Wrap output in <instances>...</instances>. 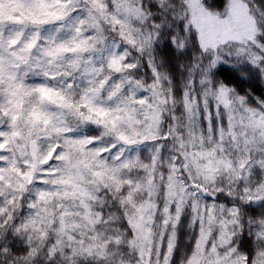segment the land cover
I'll list each match as a JSON object with an SVG mask.
<instances>
[{"label":"snow or ice","instance_id":"obj_1","mask_svg":"<svg viewBox=\"0 0 264 264\" xmlns=\"http://www.w3.org/2000/svg\"><path fill=\"white\" fill-rule=\"evenodd\" d=\"M45 2L47 0H0V8L10 4L26 13L35 11ZM146 2L69 0L68 8L48 18L56 26L46 34L36 33L35 29L28 33L24 29L29 19L33 24H44L47 22L45 19L26 15L16 19L18 13L0 16V186L8 179V173L18 178L22 173L30 179L33 174H39L35 171L37 167L47 168L53 157L60 153H63L60 156L61 172L69 182L77 181L82 175L81 169L91 167L89 162L93 159V154L88 153L85 146L91 148L100 143L103 137L98 139L96 136L85 135L66 139L63 145L51 151L56 140L72 136L70 118L84 126L103 129L106 135L118 141L111 149L122 150L118 153V159L112 157L115 164L109 166L106 161L96 163L111 173L117 186L121 182L119 178L127 173L129 182L124 184L121 191L136 185L132 174L135 170L129 171L121 163H127L125 153L131 160L140 142L159 144L163 138L167 143V137L155 135L159 120L155 111L149 108L155 101L156 93L153 89L157 85L170 83V80L165 79L158 62L157 45L165 38L169 41L167 46L177 50L186 51L190 44H198L197 50L200 53L199 57L192 58L190 64L191 85H186L188 90L180 93L181 115L177 116L173 112L167 117L170 124L172 121L177 122L169 128V132L173 134L178 146L187 147L183 143V134L175 136L174 133H183L187 127L191 130V137L197 122L208 125L215 132L219 120L223 126L221 135L225 128L233 129L232 136L236 135L237 127L257 131L264 129V117L257 121L254 115L241 118L239 125L233 123L231 110L236 102L237 89L214 78L217 66L222 63L238 66L240 61H246L259 72H264V56L255 54L264 50V21L248 15L251 10L245 6L247 0H243V6L254 26L244 33L237 27L239 21L234 13L235 0H179L178 7L169 11L173 14V21H178L180 32L184 34L183 44L179 39L170 38L171 33L166 36L162 32L163 24L149 23L157 18L148 15V11L158 5L152 3L146 9ZM73 4H83L84 7H72ZM160 7L164 6L161 4ZM41 44L44 49L38 52ZM68 52L73 54L75 71L71 75L65 73L60 76L63 84L57 90L51 85L57 77L52 75L53 68L48 61L60 53ZM141 66L149 70L154 82L151 86L137 75ZM67 71L72 70L68 68ZM30 75H38L42 79L29 87ZM75 87L81 89L78 102L70 100L65 92V88L70 90ZM176 95L173 90L174 99ZM25 98L27 103L21 106ZM240 101L245 102L243 98ZM145 108L149 110L145 111ZM244 119L248 120L247 124ZM21 121L23 127L20 126ZM244 134L246 136L247 132ZM106 150L107 147L100 149ZM163 151L164 146L161 145L155 158H162ZM75 152L81 153L80 159L75 158ZM208 155L203 151L193 153L192 165L199 170L200 158ZM19 161L27 163L20 167ZM28 167L32 171H25ZM245 170L247 175H244ZM261 173H264V162L254 163L253 158L242 164L237 188L247 202L240 197L232 199L226 196L231 201L230 206L217 202L213 199L217 196L211 197L207 193L204 194L202 207L200 201L193 202L194 196L185 201L183 196L172 191L173 184L169 183L167 199L159 204L141 205V213L147 210L151 215L146 218L142 215L139 221L131 218L133 229L142 230V227H148L151 223L163 221L162 231L158 233L159 245L152 244L149 256L155 255L164 264H174L182 218L188 211L190 215L186 227L193 233L194 243L188 264H225L226 258L242 250L246 255L240 256L238 264H264V249H254L251 236L235 233L237 223L242 222L240 216L244 209L255 211L253 205L264 206ZM206 179L211 177L206 176ZM154 190V186L149 185L148 192ZM132 198L130 193L129 199ZM153 208L155 212H151ZM254 227L260 228V235L264 236V225L249 222L248 230ZM233 244H237V247L229 255L227 249ZM51 255L55 258L60 252L53 250ZM141 255H144L143 251Z\"/></svg>","mask_w":264,"mask_h":264},{"label":"clouds","instance_id":"obj_2","mask_svg":"<svg viewBox=\"0 0 264 264\" xmlns=\"http://www.w3.org/2000/svg\"><path fill=\"white\" fill-rule=\"evenodd\" d=\"M152 3L158 6L151 8L148 15L158 18L156 21L150 20L149 23L158 22L163 24L165 29L170 28L171 31L166 32V36L171 33L170 38L179 39L183 44L184 34L180 32L178 21H173V14L169 11L173 7H178L179 0H147L145 8L149 9ZM161 4L164 7H160ZM11 6L5 4L3 8L7 11ZM245 6L251 10L248 15L253 19L264 21V3L261 0H247ZM68 7L69 0H47L35 11L26 12L28 17L45 19L47 22L33 24L29 19L25 22L24 29L28 33H32L35 29L36 33L46 34L56 26L48 18L51 15L60 14ZM72 7L83 8L84 5L73 4ZM109 35L114 34L109 33ZM42 49H44L43 44L39 45L37 51L40 52ZM187 50L192 58L200 56L195 45L190 44ZM255 54L264 56V50ZM72 57L71 52L60 53L48 61L53 68L52 75L57 77L51 85L57 90L63 84L60 76L65 73L71 75L75 71ZM192 58L181 60L184 74L179 84L168 72L164 74L165 79L170 80V83L157 85L153 89L156 93L155 101L149 105V108L155 111L159 120L155 135L167 137V143L163 138L160 139L159 144L140 142L131 160L125 153L127 163L124 161L121 163H124L129 171L135 170L132 174L136 179V185L131 186L127 191H121L124 184L129 182L127 173H124L122 178L118 177L121 182L117 186L111 173L96 163L106 161L109 166L115 164L112 157L118 159V153L122 150L117 148L116 151H112L111 149L118 141L95 126L89 134L88 130L93 127L92 125L84 126L71 118L72 136L56 140L51 146V151L54 152L56 146L63 145L66 139L85 135L96 136L98 139L103 137L101 142L93 147L85 146L86 151L93 154V159L89 162L91 167L85 166L81 169L82 175L77 181L69 182L61 172L60 156L63 153L53 157L47 168L37 167L35 171L39 174H33L30 179L25 176L18 178L12 173L7 174L8 179L4 181L3 186H0V264H149V260L151 264H164V261L158 260L155 255L149 256L152 244L159 245L158 233L162 231L163 221L151 223L148 227L141 226L142 230L133 229L131 218L139 221L142 215L145 218L151 215L147 210L141 213V205L159 204L167 199L170 191L169 183L173 184L172 191L183 196L185 201L194 196L193 202L200 201L201 207L205 193L211 197L223 194L232 199L240 197L244 200L241 190L237 188L241 167L244 162L253 158L254 163L264 162V134H262L264 129L257 131L237 127L236 135L232 136L233 129L225 128L221 135L223 126L219 120L215 132L210 130L208 125L197 122L191 137L189 136L191 130L187 127L184 128L183 133H174L175 136L183 134V143L187 145L186 148L178 146L177 141L173 139V134L169 132V128L177 122L172 121L170 124L167 117L173 112L177 116L181 115L180 93L182 90H188L186 85H191L189 73L192 70L190 67ZM68 68L72 71H67ZM137 75L142 81H148V86L154 83L150 73L145 72L142 66ZM241 75L248 77L249 74L241 72ZM38 83L28 82V86ZM69 83L72 82L69 81ZM255 83L260 88L259 94L253 91L251 83L243 91H239L234 83L228 84V87L237 89L236 102L231 110V115L234 117L233 123L236 125L240 124L241 118L254 115L255 119L260 121L261 117H264V72H259ZM173 90L177 94L175 99ZM80 91L79 87L70 90L65 88L68 98L76 102L79 101ZM193 95L195 96V93ZM240 98H243L245 102L241 103ZM149 108H145V111ZM244 123L247 124L248 120L244 119ZM20 126L23 127V121ZM245 132H247L246 136ZM161 145L164 146L162 158L156 159ZM105 147L108 150L100 151ZM8 150H11V145ZM201 151L209 155L200 158L198 170L195 165H192V154ZM73 155L77 159L81 158L80 152H75ZM25 163L27 162L19 161L18 166L24 167ZM25 171H32V169L28 167ZM244 175H247V170ZM206 176L211 179H206ZM261 176L264 183V173H261ZM149 185L154 186L153 192H148ZM130 193L133 197L131 200ZM244 202L247 201L244 200ZM253 208L255 211L250 209L242 211L240 216L242 222L237 223L235 233L251 236L253 248L264 249V236L260 235V228L254 227L251 231L248 230L249 222L264 225V206L253 205ZM151 212H155V209H151ZM192 237L191 231L185 236V241H191V247L190 249L181 248L179 255L174 257V264H188L194 250ZM238 243L239 240H237ZM237 244L227 249V254L230 255ZM53 250L59 251L60 255L53 258L51 255ZM208 250L211 251L210 246ZM243 255H246V252L242 250L226 258L225 264H238L240 256ZM204 256L206 258L207 254L205 253Z\"/></svg>","mask_w":264,"mask_h":264},{"label":"trees","instance_id":"obj_3","mask_svg":"<svg viewBox=\"0 0 264 264\" xmlns=\"http://www.w3.org/2000/svg\"><path fill=\"white\" fill-rule=\"evenodd\" d=\"M262 3H264V0H261ZM14 13H18L16 15V19H20L21 16L26 15L25 12H22L19 8H16L15 6H11L7 11L4 8H0V16H12ZM158 18V17H156ZM171 29H162V32H170ZM169 41L167 38L160 41L157 45V53H158V62H160V68L161 71L165 74L168 72L170 73L172 79L179 84L180 78L184 74V69L181 68V60L182 59H191L192 57L188 55V50H177L175 47H168ZM198 48V44L195 45ZM144 68V67H143ZM145 72H149L147 68H144ZM241 72H247L249 75L248 77H244L241 75ZM259 70L246 61H240L238 66H233L230 64H220L217 66V70L215 72L214 78L217 80H222L225 83H234L238 86L239 91H243L244 88L251 83L252 86L255 88V91L259 94L260 88L255 83V78L258 77ZM41 77L38 75H30L28 78L29 83H37L41 81ZM27 103V98H25V101L22 102L21 106H24ZM94 130V126L90 128L89 134ZM21 176L23 174L21 173ZM216 199L217 202L220 203H226L229 206L231 205V201L229 198L226 197V195H218ZM190 213L188 211L185 212L181 227L179 231V243L177 248L176 255H179L181 248L190 249L191 247V241H185V236L189 234L191 231L186 227L187 221L189 219ZM246 236V234H245Z\"/></svg>","mask_w":264,"mask_h":264},{"label":"rangeland","instance_id":"obj_4","mask_svg":"<svg viewBox=\"0 0 264 264\" xmlns=\"http://www.w3.org/2000/svg\"><path fill=\"white\" fill-rule=\"evenodd\" d=\"M236 7L234 8V13L239 21L237 27L241 33L246 32L251 29L254 25L251 18L247 17L246 9L243 6L242 0H235Z\"/></svg>","mask_w":264,"mask_h":264}]
</instances>
